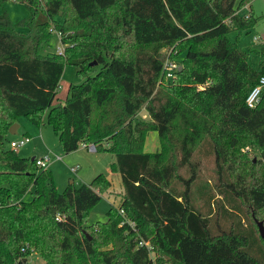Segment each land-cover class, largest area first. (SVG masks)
Here are the masks:
<instances>
[{"label":"trees","instance_id":"trees-1","mask_svg":"<svg viewBox=\"0 0 264 264\" xmlns=\"http://www.w3.org/2000/svg\"><path fill=\"white\" fill-rule=\"evenodd\" d=\"M17 1L22 23L0 14V264L29 253L44 264H264V89L244 102L264 75V44L249 49L254 68L226 37L253 27L251 0ZM54 31L61 52L41 51ZM168 49L183 56L165 80ZM65 65L82 80L51 105ZM42 111L64 153L91 143L114 155L122 193L104 222L85 225L110 185L103 174L58 192L46 169L3 145L10 124ZM151 130L159 149L145 152ZM196 249L203 260H191Z\"/></svg>","mask_w":264,"mask_h":264},{"label":"rangeland","instance_id":"rangeland-1","mask_svg":"<svg viewBox=\"0 0 264 264\" xmlns=\"http://www.w3.org/2000/svg\"><path fill=\"white\" fill-rule=\"evenodd\" d=\"M245 8H248L247 6ZM252 16L255 18V23L252 28L245 32H237L235 30L228 31L226 37L229 41L236 43L242 50L248 51L247 60L252 67H257L259 57L249 51V49H258L264 44V2L262 0H251L250 9ZM0 14H6L12 22L23 20L28 16L27 8L17 0H4L0 2ZM46 19L44 13H39L36 17L37 21ZM22 23V22H21ZM17 30L23 31L25 26L23 24L16 25ZM55 31L48 40L47 45L43 49L53 52L61 47L57 40ZM183 54H177L173 59L178 62ZM98 66L89 72L93 74ZM82 80L76 73V68L73 65H65L58 82V88L51 101V105L62 102L67 88L70 84L79 83ZM46 111L40 113L38 123L33 122L27 117H20L18 120V127L15 133H8L5 136L3 145L8 146V141H17L21 136H29V141L23 145L15 148L19 157L29 158L39 157L43 154L49 156V161L46 164V169L51 177V182L58 192H61L71 181L75 186L80 183H88L98 173L103 174L109 181V187L101 191L100 198L95 205L87 211L85 216V225H93L97 222H104L106 220V211L110 205L118 206L121 198V183L118 172L110 169L114 162V155L108 151H95L87 147H82L80 144L74 151L64 153L57 136L54 134L52 127L47 124L45 119ZM138 116L142 119H147L148 115L143 106L138 111ZM82 144V143H81ZM10 148V147H9ZM159 149L158 138L156 132L147 131L143 140V151L155 152ZM247 151L248 157H254L256 152L248 147H244L242 151ZM201 171L205 177H210L211 160L210 157L201 159ZM70 167H74V171H70ZM32 188L28 186L22 197L23 201H29L31 198ZM186 244V243H184ZM201 245V244H199ZM218 253H223L219 246ZM205 257V250H195L190 253L191 260H203ZM24 258H22L23 260ZM24 264H44V261L35 253H29L25 256Z\"/></svg>","mask_w":264,"mask_h":264},{"label":"built area","instance_id":"built-area-1","mask_svg":"<svg viewBox=\"0 0 264 264\" xmlns=\"http://www.w3.org/2000/svg\"><path fill=\"white\" fill-rule=\"evenodd\" d=\"M264 2V0H262ZM246 7V6H245ZM245 14L244 16H246ZM57 38H58V33L55 32ZM62 50V49H61ZM61 50L58 52L60 53ZM171 49H168L166 51V57L162 62V67H161V76L166 80L170 79L173 76V72L177 69L178 63L173 59L169 58L168 54L170 53ZM264 89V75H260L257 82L249 89L247 92L244 102L247 107H254L257 102L259 101L260 94L262 90ZM29 141V137L27 135L21 136L17 141L10 140L8 143V146L15 150L20 145H23L24 143ZM82 147H87L90 150H94V145L93 144H80ZM34 165L38 168L44 169L46 167L47 162L49 161V156L47 154H43L39 157H34L33 158ZM74 167H70V171H74ZM58 218V214L56 215V219ZM140 243V242H139Z\"/></svg>","mask_w":264,"mask_h":264},{"label":"water","instance_id":"water-1","mask_svg":"<svg viewBox=\"0 0 264 264\" xmlns=\"http://www.w3.org/2000/svg\"><path fill=\"white\" fill-rule=\"evenodd\" d=\"M89 64L93 65V64H95V62H91ZM177 68L179 69L180 66H178ZM16 128H17V123H12V124L9 125V127L7 129V132L13 134V133L16 132ZM32 159H33V156L30 157V160H32ZM257 227H258L259 234L262 237L264 235V230H263V227H262L260 222L257 223Z\"/></svg>","mask_w":264,"mask_h":264},{"label":"crops","instance_id":"crops-1","mask_svg":"<svg viewBox=\"0 0 264 264\" xmlns=\"http://www.w3.org/2000/svg\"><path fill=\"white\" fill-rule=\"evenodd\" d=\"M58 40V39H57ZM62 49V46L59 48V49H56L54 52H59L60 50ZM43 52H48L47 51V49L45 48V49H43ZM17 127H18V125H17ZM17 129V128H16ZM29 137V136H28Z\"/></svg>","mask_w":264,"mask_h":264}]
</instances>
